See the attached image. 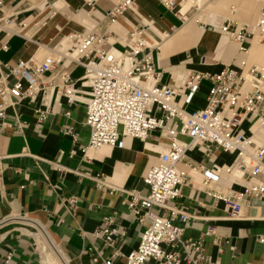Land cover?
Masks as SVG:
<instances>
[{
    "label": "crops",
    "instance_id": "1",
    "mask_svg": "<svg viewBox=\"0 0 264 264\" xmlns=\"http://www.w3.org/2000/svg\"><path fill=\"white\" fill-rule=\"evenodd\" d=\"M2 1L17 12L24 37L0 31V72L19 60L41 59L48 48L71 31L83 32L91 26L102 34L114 31L118 40L113 45L122 48L124 32L135 25L144 26L150 38L158 42L155 60L162 83L174 82L186 69L215 73L229 64L243 71L252 66L264 67V44L251 40L248 53L241 54L230 38L216 29L202 30L198 21L201 16L208 23L215 17L251 23L264 0H201L202 12L189 9L186 20L176 17L158 0H134L133 7L113 24L105 18L111 0H95L90 14L84 0ZM82 75L81 67L71 68L74 80ZM51 80L52 76L46 74L44 81ZM75 86L81 98L74 103H67L64 97L55 102V90L49 92L51 109L43 120L35 112L44 109L41 96L34 103L22 100L5 109L10 121L19 117L22 130L0 129V264H43L38 253L39 228L64 264H102L100 259L110 257L112 249L94 232L105 218H110V228L125 233L115 237L123 255L137 246L147 226L146 222L138 223L128 208L127 191L147 192L142 176L156 163L167 140L153 130L143 141L124 138L123 147L86 148L82 98L88 88L80 80ZM210 86L211 82L203 79L188 103H183V94L179 93V105L189 112L203 108ZM247 126L244 123L243 128ZM212 148V160L194 147L187 151L184 162L190 160L207 167L212 162L231 163L233 159H228L227 153ZM260 179L264 180V175ZM223 183L229 185L230 181L224 177ZM71 197L76 198L74 206L69 202ZM178 205L196 216L183 239L202 238L204 253L212 260L219 264L264 262V242L258 241L264 237V198L243 206L239 218H230L223 201L207 196L198 174L193 173L181 188ZM210 227L211 233L206 234ZM124 263L123 256L112 261Z\"/></svg>",
    "mask_w": 264,
    "mask_h": 264
},
{
    "label": "built area",
    "instance_id": "2",
    "mask_svg": "<svg viewBox=\"0 0 264 264\" xmlns=\"http://www.w3.org/2000/svg\"><path fill=\"white\" fill-rule=\"evenodd\" d=\"M158 1L181 20L188 18L189 9L203 10L199 0ZM111 2L105 12L109 24L116 23L134 5V0ZM94 4L95 0H84L88 14ZM16 14L0 0V31L24 37ZM198 21L202 30L216 29L230 38L241 54L248 53L249 41H264V1L251 23L238 24L230 18L217 17L208 23L201 16ZM115 40L118 35L114 31L102 34L91 26L83 32L71 31L39 60L30 57L14 66L6 65V70L0 72V129L22 130L19 117L10 121L5 114L8 106L22 100L34 103L41 96L44 109L35 110L39 120L51 109L50 91L55 90V102L61 97L67 103L80 101L75 86L80 80L88 88L82 98L86 109V148L123 147L124 138L143 141L153 130L167 140L156 163L142 176L147 192L127 191V206L135 220L147 223L137 246L123 255L115 237L125 233L123 229L110 228V218H105L94 235L112 253L100 259L101 263L112 264L113 259L123 256L124 264H219L204 253L202 238L183 239L185 229L196 216L179 206L178 199L193 173L198 174L207 196L223 201L230 218H239L243 206L264 198V180L260 179L264 175V142L257 140L264 134V67L252 66L243 71L229 64L215 73L186 69L174 82L162 83L155 60L158 42L150 38L144 26L128 28L122 48L113 45ZM72 67L83 69L77 81L71 77ZM46 74L53 80L44 81ZM203 79L211 82L204 107L186 111L178 103L179 93L183 94V103H188ZM244 123L248 124L246 128ZM194 147L209 160L212 147L233 153L234 158L229 164L212 162L209 167L190 160L184 162L187 151ZM182 162L184 167L180 166ZM224 177L229 179V185L223 183ZM69 202L74 206L76 198L71 197ZM211 231L210 227L206 234ZM258 241L264 242V237Z\"/></svg>",
    "mask_w": 264,
    "mask_h": 264
},
{
    "label": "bare ground",
    "instance_id": "3",
    "mask_svg": "<svg viewBox=\"0 0 264 264\" xmlns=\"http://www.w3.org/2000/svg\"><path fill=\"white\" fill-rule=\"evenodd\" d=\"M198 5H201V0H199ZM262 139H264V137H262V135H260L258 137V141H261ZM219 152H222V150H220ZM225 152V151H223ZM228 159H233L234 158V154L233 153H228ZM40 230H38L37 232V243H38V250L40 252L41 255V261L43 264H64L61 260L60 254L58 253V251L56 250V248L54 247V245L51 243V241L47 238V236L45 235V233L42 231L41 228H39ZM59 250V248H58ZM60 251V250H59Z\"/></svg>",
    "mask_w": 264,
    "mask_h": 264
},
{
    "label": "rangeland",
    "instance_id": "4",
    "mask_svg": "<svg viewBox=\"0 0 264 264\" xmlns=\"http://www.w3.org/2000/svg\"><path fill=\"white\" fill-rule=\"evenodd\" d=\"M256 42H258V41H256ZM258 43L259 44H264V41H259ZM38 253H39V250H38Z\"/></svg>",
    "mask_w": 264,
    "mask_h": 264
}]
</instances>
